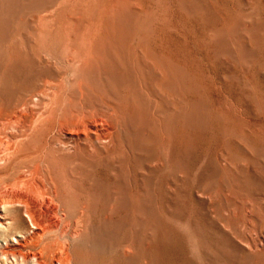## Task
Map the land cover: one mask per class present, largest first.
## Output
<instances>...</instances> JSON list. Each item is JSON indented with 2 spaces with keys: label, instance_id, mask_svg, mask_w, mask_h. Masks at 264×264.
<instances>
[{
  "label": "rangeland",
  "instance_id": "obj_1",
  "mask_svg": "<svg viewBox=\"0 0 264 264\" xmlns=\"http://www.w3.org/2000/svg\"><path fill=\"white\" fill-rule=\"evenodd\" d=\"M0 112V264H264V0H0Z\"/></svg>",
  "mask_w": 264,
  "mask_h": 264
},
{
  "label": "bare ground",
  "instance_id": "obj_2",
  "mask_svg": "<svg viewBox=\"0 0 264 264\" xmlns=\"http://www.w3.org/2000/svg\"><path fill=\"white\" fill-rule=\"evenodd\" d=\"M76 98V97H75ZM20 104V103H19ZM24 105V104H23ZM85 105V104H84ZM21 106V105H20ZM26 106V105H25ZM12 107V106H11ZM23 107V106H22ZM25 109V108H24ZM23 109V110H24ZM91 110V109H90ZM3 111V110H2ZM26 111V110H25ZM3 113V112H2ZM18 113V112H17ZM4 114H6V112H4ZM4 114L2 115L1 114V112H0V136L3 134V135H5L4 137V139L2 138V137H0V148H2V146H5V149H8V148H10V147H13L14 145H15V142L16 141H19V142H17V143H19L20 145L22 144V142H23V140L25 139V129L27 130V128L26 127H22V131L20 130H18V136H16L15 134H13V131H12V129L13 128H15V126L16 125H18V126H21L22 124H24V122H25V120H27L28 118H26L27 116V114L25 115L24 113L23 114H21L20 116H17V117H10L11 116V114H10V116L9 117H7V115H5L6 117H4ZM78 116V115H77ZM81 121H83V120H81ZM88 122H89V120H87ZM91 121V120H90ZM86 122V121H85ZM93 122H95V121H93ZM96 122L98 123L99 121H97L96 120ZM27 123V122H26ZM77 123V122H76ZM82 123H84V122H82ZM19 124H21V125H19ZM29 124V123H28ZM38 124V123H37ZM32 125V124H31ZM85 125V124H84ZM88 125V124H87ZM99 125V124H98ZM22 126H25V125H22ZM29 126V125H28ZM27 126V127H28ZM72 127H73V125H71ZM86 126V125H85ZM84 126V127H85ZM96 126V125H95ZM30 127V126H29ZM75 127V126H74ZM78 127V126H77ZM98 127V126H97ZM25 128V129H24ZM87 128V127H86ZM89 129H88V131L90 132L89 134H91V135H94L95 137H96V139L99 141V139H98V134L96 133V132H94V130H96L95 128H93V125L92 126H89L88 127ZM102 128V127H101ZM69 129H70V126H69ZM78 131H80V128L78 127ZM82 130L84 129V128H81ZM31 130V129H30ZM85 130V129H84ZM103 130V129H102ZM16 131V130H15ZM15 131H14V133H15ZM69 131V130H68ZM71 131V130H70ZM75 131V130H74ZM88 131H85V133L86 132H88ZM98 131V130H97ZM28 132V131H27ZM71 132H73V130L71 131ZM109 132V131H108ZM74 133H76V131L74 132ZM103 133V132H102ZM27 134V133H26ZM71 135H74L73 133H70ZM88 134V133H87ZM109 134H111V133H109ZM34 135V134H33ZM80 135V134H79ZM78 135V136H79ZM84 135H86V134H84ZM112 135V134H111ZM105 136V135H104ZM28 137V136H27ZM26 137V138H27ZM108 139V136L107 137H105V139ZM112 139V138H111ZM86 140V139H85ZM89 140V139H88ZM102 140V139H101ZM26 141V140H25ZM103 141V140H102ZM55 142V141H54ZM57 142V141H56ZM62 142V141H61ZM75 142V141H74ZM83 142V141H82ZM88 142V141H87ZM107 142V141H106ZM109 142V141H108ZM64 143V142H63ZM102 143H104V142H102ZM54 144V143H53ZM81 144H84V143H81ZM87 144V143H86ZM91 144V143H90ZM106 144V143H105ZM23 145V144H22ZM47 145V144H46ZM51 145H52V143H51ZM56 146H54V148H53V153H52V155H51V157H53L52 159H53V161L54 160H57V161H59V163H61L62 164V162H63V160H67L68 159V163L69 162H71V160H69V159H73V162L74 161H78L79 159V156H78V158H75L76 157V153H78V151L83 147H81L79 150H77V147L73 144H71V145H68V146H65L64 144H60V143H56L55 144ZM107 145V144H106ZM26 146V145H25ZM90 146V145H89ZM91 147V146H90ZM22 148V147H21ZM79 148V147H78ZM15 150V149H14ZM21 150V149H20ZM26 150V149H25ZM84 150V149H83ZM85 151V150H84ZM8 152H9V149H8ZM22 152V151H21ZM82 152V151H81ZM15 153V152H14ZM80 155H81V153H79ZM78 154V155H79ZM85 154V153H84ZM77 159V160H76ZM56 162V161H55ZM66 162V161H65ZM79 162H81V160H79ZM64 163V162H63ZM66 164H67V162H66ZM65 164V165H66ZM70 164V163H69ZM72 164V163H71ZM74 164V163H73ZM24 185V184H23ZM42 185V184H41ZM43 187H45L44 185H43ZM42 187H36L35 188V192L34 193H36V194H42L41 192H43V195H40V196H44L45 194H46V192L43 190V189H41ZM49 196V195H48ZM54 197H55V194H54ZM55 199V198H54ZM54 199H53V201H54ZM55 208H56V210H58V208H57V206H54ZM25 208H26V212H27V215H28V219H29V222H30V224L33 226V227H35V226H38L37 227V229L36 230H38V232H43V237H44V235H46V234H48V232H50L51 230H52V228L54 227H47V228H43V216H42V218H41V220H39V218H38V215H37V212L34 210V208H28V207H26L25 206ZM24 208V209H25ZM85 209V208H84ZM3 210V209H2ZM4 212H5V210H4ZM6 213V212H5ZM23 219V218H22ZM40 221L42 222L41 224H39L40 223ZM14 222V221H13ZM15 223V222H14ZM16 224V223H15ZM14 224V225H15ZM9 225V227H11L10 225H12L11 223L10 224H8ZM58 225V224H57ZM16 226V225H15ZM18 226V225H17ZM18 228V227H17ZM55 230V229H54ZM16 232H18L17 234H15V232H14V236H15V238H14V242L16 243V244H18V245H20V242H19V240L17 239V238H25V236L23 237V235H22V233H25L24 231H22L21 229L20 230H17ZM27 234V233H26ZM40 235V234H39ZM40 237H41V235H40ZM39 237V238H40ZM34 241V240H33ZM30 242V241H29ZM44 242V241H43ZM32 243V242H31ZM34 243V242H33ZM35 244V243H34ZM37 244V243H36ZM25 246V245H24ZM37 246V245H36ZM53 248H54V246H52ZM49 248H51L50 246L49 247H47L46 245H43V253L44 254H46L47 253V251H48V249ZM45 251V252H44ZM49 251H50V249H49ZM48 251V252H49ZM53 251V250H52ZM51 251V252H52ZM59 252V251H58ZM60 253V256H61V254L62 253H64V252H62V251H60L59 252ZM20 255H21V253H19ZM47 255H49V254H47ZM46 256V255H45ZM48 257V256H47ZM46 257V258H47ZM51 257V256H50ZM58 257V256H57ZM63 257V256H62ZM29 258V257H28ZM59 258V257H58ZM29 260H31V259H29ZM45 260L46 259H44V257H43V261H44V263L43 264H49L48 262H47V260H46V262H45ZM49 260V262L50 263H52L53 262V259H48ZM56 260V259H55ZM61 260H63L64 261V259H61L60 258V260L58 259V261H60V263L59 262H53V264H61ZM28 262V261H27ZM40 264H42V263H40Z\"/></svg>",
  "mask_w": 264,
  "mask_h": 264
}]
</instances>
